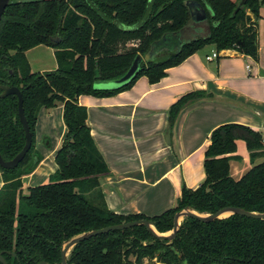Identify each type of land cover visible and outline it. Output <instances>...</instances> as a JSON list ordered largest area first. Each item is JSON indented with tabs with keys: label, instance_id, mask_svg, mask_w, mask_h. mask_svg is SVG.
Here are the masks:
<instances>
[{
	"label": "trees",
	"instance_id": "1",
	"mask_svg": "<svg viewBox=\"0 0 264 264\" xmlns=\"http://www.w3.org/2000/svg\"><path fill=\"white\" fill-rule=\"evenodd\" d=\"M186 1L207 11L209 36L183 44L178 51L172 35L192 24ZM11 0L0 23L1 86L20 89L32 135V147L15 170L0 167V253L8 264H62L63 245L95 230L135 221L154 223L159 233L174 228L175 215L185 208L215 214L226 207L264 213V137L251 127L225 124L210 137L205 181L195 190L183 187L176 207L155 217L122 215L107 207L101 181L111 171L98 150L88 125L82 95L110 97L133 87L141 77L159 83L167 71L205 46L231 50L258 60L259 20L264 0ZM164 36L168 47L143 62L137 77L113 90L95 84L120 79L137 56L143 58ZM57 37L56 44L52 38ZM40 45L55 50L58 68L34 73L26 52ZM212 99L205 92L183 96L170 109L173 130L188 106ZM18 97L0 99V154L13 160L26 144L19 119ZM62 104L67 134L55 162L57 171L46 185L23 193L22 178L33 173L42 156L36 150L39 111ZM246 143L255 165L240 180L230 162L241 158L237 141ZM148 258L163 264H264V220L233 215L204 223L185 218L171 242L156 239L145 226L110 232L79 243L69 264H143ZM1 264V263H0Z\"/></svg>",
	"mask_w": 264,
	"mask_h": 264
},
{
	"label": "crops",
	"instance_id": "2",
	"mask_svg": "<svg viewBox=\"0 0 264 264\" xmlns=\"http://www.w3.org/2000/svg\"><path fill=\"white\" fill-rule=\"evenodd\" d=\"M259 20V57L235 51H218L208 45L167 71L157 84L139 78L127 91L110 97L82 95L88 125L111 174L101 181L110 211L155 217L176 207L183 187L197 189L206 179L205 154L211 134L225 124H241L264 137V7ZM219 52V59L207 56ZM32 72L58 68L55 50L40 45L26 52ZM205 92L212 99L198 101L179 115L171 129L169 112L183 96ZM64 107L39 111L36 150L43 155L36 170L22 178L23 193L46 185L58 167L56 155L67 134ZM239 161L230 162V173L240 180L255 165L246 143L237 141ZM4 185L0 170V191ZM26 192V193H25Z\"/></svg>",
	"mask_w": 264,
	"mask_h": 264
},
{
	"label": "water",
	"instance_id": "3",
	"mask_svg": "<svg viewBox=\"0 0 264 264\" xmlns=\"http://www.w3.org/2000/svg\"><path fill=\"white\" fill-rule=\"evenodd\" d=\"M11 0H0V23L3 19L4 13L8 6L10 5ZM245 4V0L242 1L239 5V8L236 10V12L239 11V9ZM186 7L189 9L192 24L187 26L182 32L172 35L171 38L175 40V48L180 50L183 44L189 43L191 41H196L200 38H205L209 36V19L207 15V11L202 7V5L197 1H186L185 2ZM169 36H164L160 42L157 44L152 45L151 51L143 58L142 56H137V58L134 60L132 66L130 69L126 72V74L121 77L120 79L109 81V82H101L95 84V89L97 90H113L118 89L120 87H123L125 85H128L131 83L138 75V73L141 70V65L143 62H148L152 60L155 55L157 54V48L160 47H168L169 40L171 39ZM52 41L56 44L60 43V39L57 37L52 38ZM2 93L0 94V99L6 98L11 95H15L18 97V111H19V119L21 124L23 125L25 134H26V144L22 151L11 161H5L1 154H0V167L5 170H15L20 163L24 160L26 154L30 151L32 147V135L30 132L29 124L27 122L26 116H25V110H24V99L22 92L17 87L12 86H1ZM233 215L243 216L246 218H252V219H258V220H264V213H255V212H249L242 208L237 207H226L221 210H219L215 214H200L197 211L192 210L191 208H185L182 211L178 212L175 215L174 218V228L172 231L167 233H159L152 221L148 220H141V221H135L120 225H114L110 226L104 229L95 230L91 232H87L84 234H81L70 241L66 242L61 251V257H62V264H69L68 263V257L74 247H76L79 243L92 239L94 237L105 235L110 232L115 231H123L128 230L134 227L138 226H145L147 230L158 240L164 241L167 240L169 242L173 241L175 237L178 234V231L180 230L183 221L185 218H194L198 221L204 222V223H212L216 220H222L229 218ZM0 263L1 264H8L5 260L2 253H0ZM40 264H48L46 262H41Z\"/></svg>",
	"mask_w": 264,
	"mask_h": 264
},
{
	"label": "built area",
	"instance_id": "4",
	"mask_svg": "<svg viewBox=\"0 0 264 264\" xmlns=\"http://www.w3.org/2000/svg\"><path fill=\"white\" fill-rule=\"evenodd\" d=\"M220 56L221 54L219 52H214L212 55L207 56L206 60L208 62H212V61L219 59Z\"/></svg>",
	"mask_w": 264,
	"mask_h": 264
},
{
	"label": "rangeland",
	"instance_id": "5",
	"mask_svg": "<svg viewBox=\"0 0 264 264\" xmlns=\"http://www.w3.org/2000/svg\"><path fill=\"white\" fill-rule=\"evenodd\" d=\"M27 60H28V58H27ZM29 62V61H28ZM30 65V64H29ZM42 157H44L43 155H41ZM49 182H50V180H49ZM48 184V183H47ZM26 193V192H25ZM151 261L148 259V258H146L145 260H144V263L143 264H149ZM152 263H154V264H163V263H161V262H158V260L157 259H155V260H153L152 261Z\"/></svg>",
	"mask_w": 264,
	"mask_h": 264
}]
</instances>
